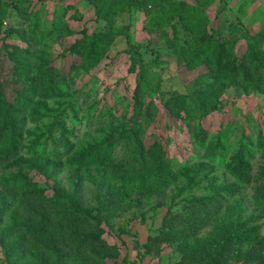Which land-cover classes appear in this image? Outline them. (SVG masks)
<instances>
[{"label":"rangeland","instance_id":"1","mask_svg":"<svg viewBox=\"0 0 264 264\" xmlns=\"http://www.w3.org/2000/svg\"><path fill=\"white\" fill-rule=\"evenodd\" d=\"M108 1L0 0V92L16 99L22 90L14 75L18 65L34 75L51 63L59 78L26 102L14 163L0 170V207L2 180L12 182L18 174L32 178L46 196L74 197L108 246L105 264L179 262L184 254L177 243L163 245L159 255L147 253L144 244L158 234L165 216L185 213L192 199L219 191L224 206L198 236L210 235L217 225L231 231L249 222L264 238V208L254 198L264 183L256 180L264 174V0H146L152 18L164 15L162 21L151 25L144 12L132 9L117 15L112 26L104 18ZM183 5L192 9L191 22L199 17V30L224 45L226 60L254 75L250 81L240 74L223 79L214 71L212 53L190 67L203 49L180 21ZM111 28L116 35L97 64L78 65L77 56L65 53L85 34ZM133 57L137 65L131 71ZM72 64L78 66L71 70ZM138 81L141 92L135 96ZM172 92L196 119L168 107ZM69 106L72 111L61 116L68 126L63 137L50 127ZM198 130L205 135L202 145ZM126 136L136 137L137 148L144 150L156 141L163 146L173 174L167 185L156 181L154 171L123 175L102 164L78 166L84 150L102 146L114 148L116 166L138 169L133 152L124 155L129 152ZM240 154L248 162L243 177L233 167ZM196 243L189 239L185 245ZM9 244L0 230V264H21ZM236 254L223 264H244Z\"/></svg>","mask_w":264,"mask_h":264},{"label":"trees","instance_id":"2","mask_svg":"<svg viewBox=\"0 0 264 264\" xmlns=\"http://www.w3.org/2000/svg\"><path fill=\"white\" fill-rule=\"evenodd\" d=\"M83 1L94 3L96 0ZM145 3L146 0H109L104 18L112 26L117 15L136 9L151 18V25L156 20L162 21L165 17L163 13H160L162 18L158 16L152 18V12L145 7ZM190 11L192 12V9L183 5L179 12L180 21L185 28L194 31L198 47L203 49L196 52L190 67L198 65L212 53L215 55L214 71L223 79L233 80L240 74L244 80L250 81L254 75L226 60L223 54L224 45L215 40L214 35H207L199 30L200 19L195 16L191 22L189 19L193 16ZM67 34L72 35L71 32ZM114 35H116L115 28H111L108 32L85 34L65 53L77 56L78 65L85 62L95 65L104 57L109 41ZM126 37L140 59L139 49L131 43L128 34ZM154 62L161 64L158 60ZM50 64L35 69L34 75H29L27 66L18 65L14 75L15 80L22 84V90L17 93L14 101H9L6 95L0 92V170L14 163L12 159L17 155L14 150L20 144L18 126L22 123L21 118L26 112V102L30 103L39 92L43 91L45 85H54L59 80ZM136 65L137 59L133 57L131 71ZM77 66L72 64L70 69L74 70ZM140 92L141 82L138 81L134 91L135 96H139ZM170 99L168 107L178 114L184 111L187 118L192 117L176 92H172ZM67 110L72 111L71 106L64 109L59 116H54L50 127V131H60L63 137L68 132V126L61 121V116H67ZM192 119L196 117L193 116ZM195 135L202 145L205 140L203 130L195 131ZM125 141L128 143L129 152L124 155L133 152L134 157L140 162L138 169L134 166L130 168H125L123 165L116 166L113 164L114 148L103 149L102 146H93L84 150L77 160L78 166L102 164L117 169L123 175L154 171L157 182L167 181L164 183L167 185L171 181L173 178L171 166L165 157L163 146L158 141L152 143L146 150L137 148L141 146L136 137L126 136ZM66 147H69L67 143ZM212 157L218 156L215 154ZM246 160L241 154L235 158L236 163L233 167L236 168L234 171L238 176L243 177V165L248 164ZM33 167L36 168L34 165ZM256 180L264 182V174L258 175ZM2 181L5 191L4 202L0 207V230L3 238L10 241V253L16 260L21 264H105L102 258L105 254L108 255V246L101 238L99 227L93 224L92 216L77 205L74 197L67 198L60 194L46 196L32 178L21 174L14 177L12 182ZM254 198L256 204L264 208V183L255 190ZM224 202L225 195L220 191L207 197L192 199L191 206L185 213L168 214L164 217L160 231L157 235L148 238L144 249L147 253L159 255L163 245L177 243L184 256L175 264H223L226 256L232 252L237 253L236 256L241 257L244 264H264V238L260 237L258 229L249 227V222L238 223L231 231H223L217 225L210 235L198 236L201 231L209 227L211 217L223 208ZM189 239L197 242L193 248L185 245Z\"/></svg>","mask_w":264,"mask_h":264}]
</instances>
